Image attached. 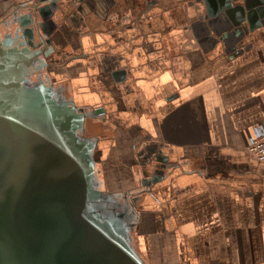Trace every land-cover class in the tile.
Returning a JSON list of instances; mask_svg holds the SVG:
<instances>
[{
    "label": "crops",
    "instance_id": "crops-1",
    "mask_svg": "<svg viewBox=\"0 0 264 264\" xmlns=\"http://www.w3.org/2000/svg\"><path fill=\"white\" fill-rule=\"evenodd\" d=\"M26 1L0 0V41ZM106 1L55 13L54 61L28 84L102 111L78 139L143 264H264V161L247 150L264 119V24L230 57L205 33V0Z\"/></svg>",
    "mask_w": 264,
    "mask_h": 264
},
{
    "label": "water",
    "instance_id": "water-1",
    "mask_svg": "<svg viewBox=\"0 0 264 264\" xmlns=\"http://www.w3.org/2000/svg\"><path fill=\"white\" fill-rule=\"evenodd\" d=\"M79 1L27 0L9 14L14 34L0 41V264H143L125 213L102 196L89 144L78 139L85 117L102 111L58 103L43 82L28 84L54 59L55 13ZM205 3V33L209 26L230 57L264 24V0Z\"/></svg>",
    "mask_w": 264,
    "mask_h": 264
},
{
    "label": "built area",
    "instance_id": "built-area-1",
    "mask_svg": "<svg viewBox=\"0 0 264 264\" xmlns=\"http://www.w3.org/2000/svg\"><path fill=\"white\" fill-rule=\"evenodd\" d=\"M247 150L259 161H264V119L254 127Z\"/></svg>",
    "mask_w": 264,
    "mask_h": 264
},
{
    "label": "flooded vegetation",
    "instance_id": "flooded-vegetation-1",
    "mask_svg": "<svg viewBox=\"0 0 264 264\" xmlns=\"http://www.w3.org/2000/svg\"><path fill=\"white\" fill-rule=\"evenodd\" d=\"M85 2L97 3V0L96 1L95 0H80L76 6L79 7L81 4ZM98 2H100V0H98ZM106 2H107L106 4L108 5V10L109 11L112 10L116 12L118 11L117 10L118 7L124 8V5L131 6V7L136 5L135 1H130V0H107Z\"/></svg>",
    "mask_w": 264,
    "mask_h": 264
}]
</instances>
